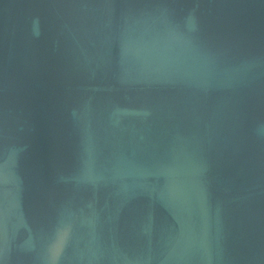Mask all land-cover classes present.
I'll return each mask as SVG.
<instances>
[{
    "label": "water",
    "instance_id": "water-1",
    "mask_svg": "<svg viewBox=\"0 0 264 264\" xmlns=\"http://www.w3.org/2000/svg\"><path fill=\"white\" fill-rule=\"evenodd\" d=\"M0 264H264V0H0Z\"/></svg>",
    "mask_w": 264,
    "mask_h": 264
}]
</instances>
